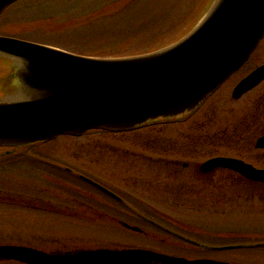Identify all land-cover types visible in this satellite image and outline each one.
I'll list each match as a JSON object with an SVG mask.
<instances>
[{"label": "rangeland", "instance_id": "obj_1", "mask_svg": "<svg viewBox=\"0 0 264 264\" xmlns=\"http://www.w3.org/2000/svg\"><path fill=\"white\" fill-rule=\"evenodd\" d=\"M212 1L21 0L0 18V33L63 50L86 48L85 51H91L98 57L132 55L161 48L183 36L210 9ZM83 55L90 56L91 53ZM261 64H264V41L249 65L234 75L231 83L235 84ZM0 66H3L2 62ZM226 96L223 90L220 91L191 119L176 125L147 128L132 135L65 137L41 147V150H48L54 163L63 170L77 171L97 179L127 196L136 193V199L151 213L178 231L195 235L189 237L204 245L248 244L245 241L263 243L264 186L251 185L226 172L199 179L191 178L189 173L180 172L175 176V169L165 166L153 169L148 161L139 157H159V152L153 154L148 151L156 147L150 144L153 141L178 139L181 149L187 135L213 136L232 126L234 128L242 120H249L252 97L247 101V96L236 104L228 97L229 104L225 107L221 99ZM211 103H214V108L207 112ZM209 119L213 122L208 123ZM203 125L205 128L209 125L210 129L202 132L199 127ZM216 146L202 144L196 149L198 153H170L167 158L201 163L209 157L244 158L246 154L231 145ZM164 148L167 149L166 146ZM249 158H246L249 164L264 169L261 160L254 161L250 155ZM31 169L19 165L6 169L5 174L0 171L1 181L20 186V190L28 188L43 195L31 200L0 192V245L30 246L52 252L148 249L188 260L264 264V250L261 249L207 252L144 227L140 228L148 233L147 236L124 232L118 221L113 222L106 212L92 210L82 204L84 200L90 201L97 196L80 182L69 178L68 181L62 175L63 181L42 169ZM4 182H0V187H4ZM128 209L130 215L125 219L131 225L142 224L139 215L150 216L147 211L140 213L132 204Z\"/></svg>", "mask_w": 264, "mask_h": 264}, {"label": "water", "instance_id": "obj_2", "mask_svg": "<svg viewBox=\"0 0 264 264\" xmlns=\"http://www.w3.org/2000/svg\"><path fill=\"white\" fill-rule=\"evenodd\" d=\"M17 1L0 0V15ZM263 37L264 0H217L189 36L133 58L89 59L0 37V57L15 63L17 82L16 93L0 101V147L80 137L91 130L127 132L150 121L190 114L242 67ZM263 80L264 66L237 87L234 98ZM258 147L264 148V139ZM218 168L264 184V171L238 160L214 159L201 171ZM3 259L27 264H228L146 250L50 256L20 247H0Z\"/></svg>", "mask_w": 264, "mask_h": 264}, {"label": "flooded vegetation", "instance_id": "obj_3", "mask_svg": "<svg viewBox=\"0 0 264 264\" xmlns=\"http://www.w3.org/2000/svg\"><path fill=\"white\" fill-rule=\"evenodd\" d=\"M250 61H251V59H250ZM249 62H248V64H249ZM246 66L247 65H245L244 68ZM257 67L258 66H256L254 69H256ZM244 68H242V70ZM254 69H251L249 72H247L238 82H235V84L231 83V81H232V77H231L220 87V89H218V91L212 97L209 98V100H211L216 94H218L220 91L223 90L224 94H226L227 96H226V98L221 99V100H223V104L226 107V105L229 104L228 97L232 99L231 101L233 104L240 102L241 100H243L247 96H248L247 101L252 97L251 104L253 105V108L248 111L249 112V114H248L249 120H245V121L242 120L237 125H235L234 128L232 126L230 128L231 130L225 129L223 131L218 132L220 134H214L213 136L210 134H201V136H197V135L195 136L194 134H190L189 136L187 135L185 138H183V144H182L181 149H178V148H180V145H181L180 140L176 139V140H174V142L171 141L173 148H176V150L174 149L175 154L181 155V154H185L186 152H188V154L189 153L193 154L194 152L198 151V150L196 151V149L201 148L202 144L206 145V146H213V145L216 146L219 144V145L224 146V147L231 145L232 148H234V149L239 148L238 149L239 151L246 153V154H244L245 159L244 158H235V159H240V160L247 162L246 158H249V155H250L254 161L255 160L256 161L261 160V162L264 163V150H259L257 147L258 142L264 138V81L261 84H259L255 89H253L252 91H250L249 93H247L246 95L241 97L240 99H238V100L233 99V93H234L235 87L238 85V83L242 79H244L247 75H249ZM218 100H220V99H218ZM213 106H214V103H211L208 106L207 112H209V110L213 109L214 108ZM237 111H236V113H237ZM212 122H213V120L209 119L208 123H212ZM207 128H209V125L206 126V128L203 125V126L199 127V130H202V132H204ZM210 128L211 129L213 128L212 124H210ZM191 132L194 133V129H192ZM200 141L202 142L201 145H199ZM185 142L187 144H185ZM162 143H166V142L165 141H163V142L153 141V143H150V144H155L156 148H159V147H162V145H161ZM185 149H186V151H184ZM7 153H9V152L7 151ZM172 154L173 153H171V155ZM139 157H140V159H146V157L141 156V155H139ZM214 157H227V156L224 155V156H214ZM212 158H209V159H212ZM230 158H234V157H230ZM209 159H207V160H209ZM151 160H155L156 162H159V164H165L166 168L171 167V168H173V170L175 169L174 174H177V175L180 174V172H181V174L189 173L192 176L200 174V175L208 177V176L215 175V173L224 171L226 173H230L231 175H235V177L240 178L241 180H244L238 174L227 172V171L221 170V169L217 170V171L215 170L211 173L202 174L200 171V164L194 163L191 161H179V160H173V159H165L162 157L160 159L151 158ZM0 264H20V263L0 261Z\"/></svg>", "mask_w": 264, "mask_h": 264}, {"label": "trees", "instance_id": "obj_4", "mask_svg": "<svg viewBox=\"0 0 264 264\" xmlns=\"http://www.w3.org/2000/svg\"><path fill=\"white\" fill-rule=\"evenodd\" d=\"M129 27V26H128ZM135 27V26H134ZM84 49H86V48H82V49H78V50H75L76 52H79V54H84V53H92L91 51L90 52H88L87 50L85 51ZM142 53V52H141ZM144 53V52H143ZM4 68V65L3 66H0V70H2ZM161 223H163V224H165L166 225V227H168V228H171V229H173V230H175V231H177L178 229H176V228H174V227H172V226H170L168 223H165L163 220H161L160 221ZM150 227V226H149ZM152 229H154L155 231H158V232H161V230L158 228V227H155V226H153V227H151ZM190 237H196L195 235H189ZM243 241H245V239H243ZM242 242V241H241ZM245 242H249V241H245Z\"/></svg>", "mask_w": 264, "mask_h": 264}]
</instances>
